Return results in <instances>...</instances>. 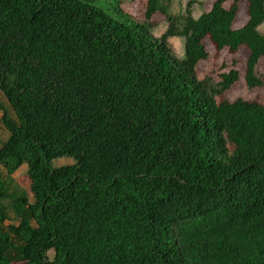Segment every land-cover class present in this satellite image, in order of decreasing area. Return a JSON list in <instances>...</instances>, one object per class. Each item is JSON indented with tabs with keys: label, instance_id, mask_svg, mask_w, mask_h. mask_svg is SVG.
<instances>
[{
	"label": "trees",
	"instance_id": "trees-1",
	"mask_svg": "<svg viewBox=\"0 0 264 264\" xmlns=\"http://www.w3.org/2000/svg\"><path fill=\"white\" fill-rule=\"evenodd\" d=\"M230 1L209 38L245 46L262 87L264 0L240 29ZM172 2L147 0L140 22L92 0H0V264H264V117L252 132L251 102L218 100L238 71L199 78V22Z\"/></svg>",
	"mask_w": 264,
	"mask_h": 264
},
{
	"label": "rangeland",
	"instance_id": "rangeland-1",
	"mask_svg": "<svg viewBox=\"0 0 264 264\" xmlns=\"http://www.w3.org/2000/svg\"><path fill=\"white\" fill-rule=\"evenodd\" d=\"M93 4L99 9L105 11L117 20H122L124 14L130 15L135 20L143 22L147 9V0H92ZM215 0H173L170 13L178 15L187 9L191 3V13L194 20L199 22L196 28L198 45L196 47V69L201 80L212 78L216 83L221 81V76L232 70L239 73V80L218 100L227 99L231 102L238 99H244L252 103V110L249 119V130L255 132L258 129L259 122L264 117V58L259 65L258 76L263 81V86L249 89L245 82L246 63L249 58L248 49L243 46L237 52H231L228 49L218 50L208 35L209 20L207 13L211 10ZM236 3L239 10L235 21V28L240 29L248 21V2L246 0H231L225 5L230 8ZM121 8L122 11L117 9ZM152 27L149 28L151 36L160 38L168 29V22L162 13L155 14L151 19ZM259 32L264 34V23L259 27ZM170 45L178 58H182L185 53V41L183 38L175 37L170 39ZM0 130V136H1ZM70 158H62L54 161V167L68 164L65 161ZM16 183L25 190H29V180L25 166L22 167L15 175Z\"/></svg>",
	"mask_w": 264,
	"mask_h": 264
},
{
	"label": "crops",
	"instance_id": "crops-1",
	"mask_svg": "<svg viewBox=\"0 0 264 264\" xmlns=\"http://www.w3.org/2000/svg\"><path fill=\"white\" fill-rule=\"evenodd\" d=\"M234 27H235V25H234Z\"/></svg>",
	"mask_w": 264,
	"mask_h": 264
}]
</instances>
